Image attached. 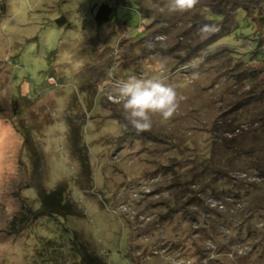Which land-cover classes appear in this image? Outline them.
Segmentation results:
<instances>
[{
	"label": "rangeland",
	"instance_id": "rangeland-1",
	"mask_svg": "<svg viewBox=\"0 0 264 264\" xmlns=\"http://www.w3.org/2000/svg\"><path fill=\"white\" fill-rule=\"evenodd\" d=\"M104 2L114 12L99 27ZM205 23L215 31L202 39ZM249 28L264 35V0H199L186 13H169L165 0H0V264H32L38 238L63 227L110 264H264V213L253 209L264 196L255 169H264V101L237 105L251 89L236 77L253 44ZM147 40L155 47H143ZM160 61L182 99L169 121L154 116L150 131L171 144L123 139L110 81L147 78ZM25 134L42 149L45 184L65 182L74 212L9 233L19 196L38 205L25 185L34 161ZM246 227L256 238L237 241Z\"/></svg>",
	"mask_w": 264,
	"mask_h": 264
},
{
	"label": "trees",
	"instance_id": "trees-1",
	"mask_svg": "<svg viewBox=\"0 0 264 264\" xmlns=\"http://www.w3.org/2000/svg\"><path fill=\"white\" fill-rule=\"evenodd\" d=\"M117 3V0H116ZM114 12V6L111 2H104L100 4L94 13V18L99 27L107 25ZM245 17H248L246 15ZM243 19V18H242ZM250 22L247 20L243 25L237 23L234 29L228 27H221L220 34L230 33L231 30L238 28H248ZM250 29V28H249ZM251 32L246 36L251 38L252 45L249 49L242 53L245 59V66L236 74L238 80H245L251 86V89L246 93L237 105H244L249 103L264 101V35L257 29H250ZM219 31V29H218ZM248 32V31H247ZM208 43V42H207ZM143 47H146L143 46ZM196 58L183 57L181 58V65L189 66ZM243 61V58L241 59ZM244 62V61H243ZM179 63V62H178ZM179 63V64H180ZM184 67V66H183ZM15 112L13 115H16ZM112 116L119 119L122 125L121 138L126 139L127 136L140 137L146 139H156L162 141L163 144H171L172 138L169 135L153 134L151 131L136 132L130 126L124 127L126 124L124 116L121 112L112 111ZM22 147L31 155L32 171L25 185L33 186L36 190V197L38 205L36 208L32 207L24 196H19L16 207L12 212L6 224V231L9 233H17L23 231L30 224L37 222L36 220L43 215L51 216L55 212L73 213V204L67 196V186L63 181H59L54 187L48 188L45 184V175H43L42 168V149L39 144H36L30 136L23 135ZM176 162L170 164H163V171L172 170L176 166ZM255 169L260 171L263 176L264 172L260 166H255ZM174 170V169H173ZM261 193L258 199L254 201V210L262 211L264 213V196ZM190 214V213H189ZM191 221L195 219V214L191 213ZM183 217V216H182ZM181 217V218H182ZM185 222L189 220L187 213H184ZM257 230L252 227H246L245 232H240V236L236 238L237 241L241 239H255ZM220 247L225 245L224 241L220 242ZM32 264H110L103 256L98 253L92 246L90 241L84 239L81 233L70 227H63L62 232H54L47 230L46 234L38 238L34 247V262Z\"/></svg>",
	"mask_w": 264,
	"mask_h": 264
},
{
	"label": "clouds",
	"instance_id": "clouds-1",
	"mask_svg": "<svg viewBox=\"0 0 264 264\" xmlns=\"http://www.w3.org/2000/svg\"><path fill=\"white\" fill-rule=\"evenodd\" d=\"M199 0H165L169 13H186L195 9ZM215 28L211 24H202L197 29L202 39L208 38ZM163 36L155 37L160 41ZM147 48L152 49L155 44L152 40L145 41ZM193 69L199 68V63L192 62ZM166 64L160 61L155 66V73L147 78L130 76L126 80L110 81L115 90L114 99L120 104L126 124L136 132L150 131L153 126V117L159 116L163 121H169L177 112L181 97L176 89L168 84L167 77L163 75ZM109 76L112 73L109 72ZM200 78L199 71H193L189 79L193 82Z\"/></svg>",
	"mask_w": 264,
	"mask_h": 264
},
{
	"label": "built area",
	"instance_id": "built-area-1",
	"mask_svg": "<svg viewBox=\"0 0 264 264\" xmlns=\"http://www.w3.org/2000/svg\"><path fill=\"white\" fill-rule=\"evenodd\" d=\"M48 81H49L50 84H55V80H54L53 77H49V78H48ZM114 96H115V95H112V94L109 93V94L107 95V98H108V100H109L111 103H118V102L114 99Z\"/></svg>",
	"mask_w": 264,
	"mask_h": 264
}]
</instances>
